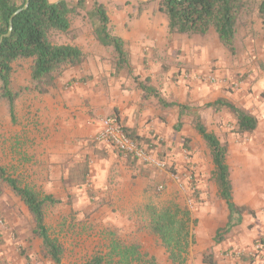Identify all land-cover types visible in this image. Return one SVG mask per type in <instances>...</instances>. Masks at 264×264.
I'll list each match as a JSON object with an SVG mask.
<instances>
[{
  "label": "crops",
  "instance_id": "0c3cea01",
  "mask_svg": "<svg viewBox=\"0 0 264 264\" xmlns=\"http://www.w3.org/2000/svg\"><path fill=\"white\" fill-rule=\"evenodd\" d=\"M144 13L143 15H146ZM143 19L138 16L134 19L122 20L120 26L114 22L116 26L113 32L124 42L128 63L126 68L118 73L115 72V53L112 62L109 63L99 55L89 52L83 41L76 42L71 46L81 50L83 54L81 65L84 66L85 72L94 74L93 77H89V80L83 83H68L74 76L73 72L65 70L55 77L54 87L46 94H39L30 84L31 60H28L26 65L21 64L20 61L16 62L22 66L16 72V79L13 80L11 77V89L18 92L13 103V115L10 113L8 102L0 96V166L26 167V160L31 165L33 161L35 163L39 159L38 168L42 175L45 174L41 180L48 188L46 195L60 200L68 195L69 190L80 191L88 187L86 190L90 191L89 180L88 184L80 189L63 188L65 181L70 186L67 180L69 167L88 158L90 174L94 180L97 179V183L110 187V191L107 190L106 194H110L111 199L128 200L138 197L141 200L149 184L147 178L149 171L164 181L160 184L163 186L160 192L164 194V198H168L169 195L172 202L174 198L172 192L176 190L165 173L156 172L138 162H133L120 155L111 146L94 142V137L101 128V121L114 115L121 125L134 129L136 135L145 140L142 142L145 146H151L157 152L169 171L180 173L190 171L196 180L197 189L203 192L202 196H205L206 174L202 168L201 157L199 154L193 155L192 162L187 163L185 167L182 155L184 138L186 142H190L194 152L203 148V141L195 130L183 131V127L188 124L189 128L193 116L199 113L197 109L187 105L191 109V114L179 119L177 105H186L187 100L193 106L197 102L201 105L204 102L208 104V101L215 96V89L210 86L194 81H183L185 70L194 72L201 68L203 64L200 60L208 58L213 47L201 45L196 41H186V36L169 34L165 19H162V26H156L150 21L141 22ZM258 21L260 23L256 20L257 25L254 29H248L246 35L242 34L240 39L245 46V53L242 55V62L237 72L246 71L248 75L241 84V91L239 89L233 93V97L242 99L241 101L246 105L238 106L246 110L253 102L262 114L264 100L259 99V96L264 94V26L260 19ZM111 24L113 26V22ZM87 41L91 46L104 48L93 36L88 37ZM216 42L219 44L217 38ZM87 55L89 59L85 60L84 57ZM256 60L261 63H257ZM180 66H183L184 70ZM230 67L232 68L227 72H236L235 65ZM173 75H175L174 80L177 81L171 79ZM141 84L152 91L145 94L140 89ZM20 88L25 89L20 92ZM169 103L176 105L164 106ZM35 112L39 115L38 124L32 123ZM93 143L100 150L102 158L93 154ZM82 153L83 155H80ZM227 164L230 170L228 160ZM212 169L211 162L210 170ZM258 174L264 178V171H259ZM231 183L233 192L232 179ZM244 188L246 199H251L253 193L251 185L245 184ZM233 196L232 194V198ZM194 205L197 218L203 217L206 214L204 209L197 207L195 201ZM209 211L213 213V226L197 229L195 242L200 245L207 237L210 239L205 242L212 243L216 230L223 227L227 221L228 209L227 213H224L225 223L219 227H217L219 216L217 217L212 208ZM194 221L196 223V220ZM208 248L210 250V247Z\"/></svg>",
  "mask_w": 264,
  "mask_h": 264
},
{
  "label": "rangeland",
  "instance_id": "374dc122",
  "mask_svg": "<svg viewBox=\"0 0 264 264\" xmlns=\"http://www.w3.org/2000/svg\"><path fill=\"white\" fill-rule=\"evenodd\" d=\"M48 1L56 3L61 0ZM67 2L75 9V13L70 17V30L66 33L50 32V41L55 45H74L76 42L83 41L89 52L93 55H99L109 63L112 62L114 51L111 48L91 46L87 41L88 37L93 36L87 19V12L92 10L94 5L105 7L113 31L116 24L120 26L122 20L134 19L138 16L144 18L141 22L150 21L156 26H162V19L167 22V18L162 13H158V0H67ZM251 20H253L251 24H248L249 18H245L243 21L244 24L241 27V35L237 43V52L233 57L220 44H217L213 32L205 37H186V41H196L201 45L213 47L209 57L200 60V63L203 64L201 68L194 72L185 70L183 76V81H194L215 89V96L208 103L226 98L236 105H246L242 99L233 97V93L239 90L234 87V84H238L241 88V84L248 75L246 71H237H239L238 66L242 62V55L245 53V46L240 40L242 34L246 35L248 29H254L257 23H260L255 15ZM84 59H89L88 55ZM27 61H20V63L26 65ZM256 62L261 63L259 60ZM20 63L14 64L13 80L17 77L18 68L22 66ZM233 65L236 66V72H227ZM180 68L184 70L183 66ZM65 70L73 72L74 76L68 83L78 82L80 78H92L94 75L85 72L83 65L66 66L60 72ZM163 71L165 72V70ZM200 75H212L216 78V83L209 84L204 80L200 81L197 79V76ZM174 76L171 79L177 81V79L174 80ZM24 89L20 88L19 91L23 92ZM259 99L264 100V94L259 96ZM191 104L187 100L186 105L197 109L206 129L214 133L221 143L227 144V160L234 184L233 200L235 204L244 206L248 210L243 214L241 224L234 228L221 244L214 245L213 242H205L210 237H207L201 245L195 242L197 229L213 226V213L209 210L212 208L217 217L219 216L217 218V227H219L225 223L224 213H227V209L216 193V185L212 177L213 169L210 170L211 159L208 149L202 142L203 148L194 152L190 142L187 141L186 145H183L184 166L186 167L187 163L192 162L193 155L199 154L202 160V168L206 174L204 177L205 196H202L203 192L197 189V183L194 179L193 194L187 196L186 194L181 195L177 191L172 192L174 198L170 202L169 195L168 198H164V194L157 190L158 185L164 181L161 177L147 171L149 184L141 200L138 197L128 200H115L116 198L111 199V195L106 194L107 190L110 191V187L97 183V179L94 180L92 174H89L90 191L86 190L88 187L82 188L80 191L69 190L68 195L60 198V203L55 204L46 212L45 225L49 235L58 240L63 249V264H83L96 254L106 253L111 240H118L126 244H138L141 252L153 257L157 264H171L158 238L146 229L143 216L145 205L151 204L160 208L168 203H175L187 209L192 218L196 220L192 226L194 241L186 256L187 264H202L201 255L204 251H212L219 264H264V178L258 174L259 171H264V113L261 114L254 103H250L248 110L257 117L258 128L251 135L237 136L232 133L234 122L228 113L213 111L211 108L205 107L206 102L202 105L200 102L194 106ZM109 117L114 118L115 116ZM32 120V123L38 124L39 115L37 112L33 113ZM187 129L195 130L192 122L189 123V128L188 124L183 127V131ZM38 160L35 163L33 161L31 165L26 160V167L12 166L9 168L5 166L4 169L22 186H29L42 194H47V184L41 180L45 174L42 175L39 170ZM96 184H98V188H96ZM245 184L251 185V189H253L251 199H246ZM69 187L71 188L65 181L63 188ZM186 198H192L197 207L203 208L206 214L197 218L196 206L194 205L195 207L192 209L188 208ZM32 223V218L25 205L9 187L4 185L3 194L0 197V264H53L49 259L42 257L41 240L31 235ZM25 249H28L26 252L28 262L19 255L20 251ZM240 257L252 258L253 260L252 262L242 261Z\"/></svg>",
  "mask_w": 264,
  "mask_h": 264
},
{
  "label": "trees",
  "instance_id": "16d2710c",
  "mask_svg": "<svg viewBox=\"0 0 264 264\" xmlns=\"http://www.w3.org/2000/svg\"><path fill=\"white\" fill-rule=\"evenodd\" d=\"M24 5V0H0V36L8 29V20L13 12ZM158 11L167 18L169 34L186 37H205L213 32L221 47L231 56L237 52V43L240 30L245 18L249 23L255 15L264 26V0H158ZM75 13L67 0L50 3L48 0H29L28 7L14 17L11 34L3 39L0 45V96L4 98L13 115V103L18 92L11 89L13 64L19 61L31 60L30 84L39 94H46L54 87L55 77L68 67L80 66L83 62L81 50L71 45H55L49 39L50 32L66 33L70 30V17ZM87 19L96 42L104 47L111 48L115 55V72L124 70L127 63V53L123 40L116 36L110 26L107 11L102 5H94L87 12ZM89 80V77L80 78L79 83ZM146 94L150 88L140 85ZM169 103L164 106H173ZM179 119L191 114L187 105H177ZM205 107L213 111H225L234 122L232 133L237 136L251 135L258 128L257 117L226 99H217ZM118 120V119H117ZM193 126L209 151L213 164V182L217 188L219 198L228 209L226 224L217 229L213 243L221 244L233 228L237 226L244 213L248 210L233 202L230 170L227 164V144L221 143L214 133L209 132L202 119L196 114L193 116ZM125 135L138 143L145 141L136 135L135 130L121 125ZM186 145V138H184ZM92 152L102 158L100 150L92 144ZM122 155L120 152H118ZM127 159L136 162L133 158ZM90 162L88 158L76 162L68 169V183L72 188H82L88 184ZM0 197L3 186H7L25 205L32 218L31 235L41 240V255L53 264H63V249L58 240L49 235L45 225L46 212L60 200L51 195L42 194L29 186H22L17 180L9 176L0 166ZM146 229L156 236L165 249L171 264H187L186 256L193 244L192 226L195 221L190 212L175 203H169L160 208L147 204L143 208ZM28 249L20 251L27 262ZM242 261L252 262V258L240 257ZM202 264H219L212 251L201 255ZM83 264H157L153 257L143 254L138 244H126L118 240H111L104 254H96Z\"/></svg>",
  "mask_w": 264,
  "mask_h": 264
},
{
  "label": "built area",
  "instance_id": "2783aa9c",
  "mask_svg": "<svg viewBox=\"0 0 264 264\" xmlns=\"http://www.w3.org/2000/svg\"><path fill=\"white\" fill-rule=\"evenodd\" d=\"M197 79L204 80L209 84L216 83V78L212 75H200L197 76ZM234 87L240 89L238 84H234ZM94 142L111 146L125 158L131 157L146 168L165 173L174 184L175 190L181 195L186 194L189 196L193 194L194 177L190 171L187 173L169 171L166 163L159 158L157 152L151 146H145L144 143H138L136 140L128 138L116 118L109 117L101 121V128L95 135ZM158 190L162 191L163 186H158ZM186 203L188 208H193L194 200L192 198H188Z\"/></svg>",
  "mask_w": 264,
  "mask_h": 264
},
{
  "label": "water",
  "instance_id": "95a60500",
  "mask_svg": "<svg viewBox=\"0 0 264 264\" xmlns=\"http://www.w3.org/2000/svg\"><path fill=\"white\" fill-rule=\"evenodd\" d=\"M28 4H29V0H24V5L12 13V15L10 16V18L8 20L7 32L5 34H3L2 36H0V45L2 44L3 39L8 38L10 36L14 17L17 16L22 11H25L28 7Z\"/></svg>",
  "mask_w": 264,
  "mask_h": 264
}]
</instances>
